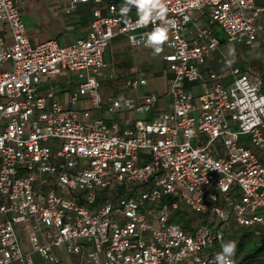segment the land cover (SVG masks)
I'll return each mask as SVG.
<instances>
[{
  "label": "built area",
  "instance_id": "obj_1",
  "mask_svg": "<svg viewBox=\"0 0 264 264\" xmlns=\"http://www.w3.org/2000/svg\"><path fill=\"white\" fill-rule=\"evenodd\" d=\"M126 1L69 0V11L94 8L87 36L60 46L32 44L21 0H0V27L11 35L9 45L0 40V264H34L22 229L50 264L59 262L55 249L81 264H214L221 244H237L244 230L264 241V83L232 65L210 27L234 50H248L264 41V0H158L147 24ZM124 7L140 16L125 22ZM157 27L169 31L171 111L124 131L83 121L73 105L88 98L101 107L97 74L112 40L149 48ZM214 54L229 85L205 67ZM64 72L83 80L68 108L38 89ZM125 85L146 81L138 75ZM157 102L155 93L111 100L108 112L145 114ZM233 259L264 264V256Z\"/></svg>",
  "mask_w": 264,
  "mask_h": 264
},
{
  "label": "crops",
  "instance_id": "obj_2",
  "mask_svg": "<svg viewBox=\"0 0 264 264\" xmlns=\"http://www.w3.org/2000/svg\"><path fill=\"white\" fill-rule=\"evenodd\" d=\"M68 5L69 0H21L19 4L21 20L32 44L55 40L60 46H65L87 36L93 4L79 5L73 11L68 10ZM127 8V13L123 12L125 22L140 16L139 12ZM0 40L4 44H11V35L7 27H0ZM168 41L169 31L167 29V40L162 46V51L156 54L151 46L136 48L130 45L123 36L114 38L103 55L105 68L97 74L102 99L101 107L93 110L88 98H82L73 105V108L81 113L82 120L85 122L103 120L107 127L117 125L120 130L124 131L133 129L139 121L150 123L158 114L170 112L172 101L169 96V82L172 75L168 71V65L163 61L164 55L168 52ZM255 47L259 48V53H257L258 50L253 49ZM248 50L250 53L247 57H239L241 63L238 66L251 69L262 78L264 83V41L259 39ZM216 58L217 55L207 60L205 67L224 74V84L229 85L230 78L226 74L225 67L218 64ZM237 61L230 60L232 65ZM80 74L79 72H64L61 75L45 77L39 85V93L53 92L55 100L68 108L70 107V95L78 90L83 81L79 78ZM138 75L145 79L146 85L139 86L135 90L126 87L125 82ZM186 89L192 90L191 84H186ZM149 93H155L158 97L157 105L151 112L145 114L108 112L111 100L132 99L140 102ZM17 234L23 252L31 255L34 264H50L32 251L27 232L22 229ZM53 252L59 260L56 264H81L80 256L70 255L65 249H55ZM12 264L19 263L13 262Z\"/></svg>",
  "mask_w": 264,
  "mask_h": 264
},
{
  "label": "clouds",
  "instance_id": "obj_3",
  "mask_svg": "<svg viewBox=\"0 0 264 264\" xmlns=\"http://www.w3.org/2000/svg\"><path fill=\"white\" fill-rule=\"evenodd\" d=\"M128 4L138 6L142 16V23L147 24L151 19L150 13L158 6V0H128ZM128 8H122V12L127 13ZM163 10H161L162 13ZM160 14H158L159 16ZM167 40V29L157 27L149 34L148 44L154 48L155 53L159 54L162 51V46ZM237 244L235 241H227L221 244V251L216 253L214 264H235L234 256L236 253Z\"/></svg>",
  "mask_w": 264,
  "mask_h": 264
},
{
  "label": "trees",
  "instance_id": "obj_4",
  "mask_svg": "<svg viewBox=\"0 0 264 264\" xmlns=\"http://www.w3.org/2000/svg\"><path fill=\"white\" fill-rule=\"evenodd\" d=\"M211 28L214 34L220 39L219 33L214 29L213 24ZM220 41L222 44L225 42L224 39H220ZM262 256H264V241L262 240L260 243H255L252 240V233L250 231H242L237 242L235 258L243 263H250Z\"/></svg>",
  "mask_w": 264,
  "mask_h": 264
},
{
  "label": "rangeland",
  "instance_id": "obj_5",
  "mask_svg": "<svg viewBox=\"0 0 264 264\" xmlns=\"http://www.w3.org/2000/svg\"><path fill=\"white\" fill-rule=\"evenodd\" d=\"M205 12H208V9L205 10ZM212 26V24H210V27ZM214 29L219 33V37L220 39H224L225 40V36L223 34V32L221 31V29L214 25ZM222 50L226 53V55L230 58V60L232 61H237V63H235L234 65L238 66L240 65V58L242 57H247V55H249L250 50H242V49H237L234 50V48L228 44L223 43L222 44ZM255 51H257L258 49L255 47L253 48ZM257 53H259V50L257 51ZM217 54H214L213 57H215ZM212 57V58H213ZM240 57V58H239Z\"/></svg>",
  "mask_w": 264,
  "mask_h": 264
}]
</instances>
